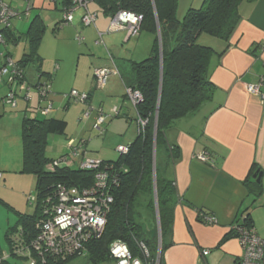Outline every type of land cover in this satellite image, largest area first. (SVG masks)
<instances>
[{
	"label": "trees",
	"instance_id": "obj_1",
	"mask_svg": "<svg viewBox=\"0 0 264 264\" xmlns=\"http://www.w3.org/2000/svg\"><path fill=\"white\" fill-rule=\"evenodd\" d=\"M49 1L62 4L63 13L71 5V0ZM244 1L246 0H204L200 9L191 8L179 19V0H89L90 3L97 4L106 16L113 17L122 11L142 16L139 32L146 31L155 36L150 56L140 62L127 61L124 72L120 74L126 91L132 89L141 93L142 101L134 107L136 121L138 123L141 118L146 121V125L142 127L138 124V135L129 145L128 153L120 154V158L114 162L102 161L115 179L111 185L113 202L103 235L100 239L92 240L84 254L91 264L114 261L110 245L115 241L126 243L133 255L142 258L147 264H164L163 253L169 246L165 237L171 233L175 206L178 203L172 173L180 158L179 147L168 141L167 131L180 120L196 115L213 99L216 86L211 81V63L214 57L222 56L228 46L222 52H217L214 48L201 44L199 39L208 35L223 40L228 45L241 21L240 6ZM62 24L70 25L65 20ZM44 32L45 24L37 16L27 32L16 35L11 27L5 34L6 43L17 44L21 39L27 42L28 50L17 64L25 71L29 65L35 67L36 87L48 83L42 81L47 74L43 71L44 59L39 53ZM3 54L7 57L8 53ZM38 95V107L31 110L30 102H26V109L22 111V172L36 177L38 203L34 215L21 214V239L27 234L30 238L36 235L38 222L45 218L46 204L49 208L55 203V189L59 184L81 188L91 186L94 182V173L82 170L78 163L53 167L66 154L57 160L47 157L49 137L65 135L68 123L63 119L38 118L40 109L45 108L42 104L48 105V100L42 98L39 91ZM125 98L128 99L127 92ZM89 100L88 94V100L84 103L88 104ZM119 116L118 111L115 117ZM127 122L130 123L131 119L127 118ZM249 179L245 184L256 201L263 194L262 183L257 179ZM250 218L247 215L244 222L253 226ZM150 219L157 226L154 232L147 226ZM159 222L161 246L158 241ZM9 233L10 231L7 238L12 254L15 242ZM229 236H225L222 242ZM140 242L148 248V257L142 255ZM77 257L50 260L47 264H65L67 260ZM0 264H10L8 259L2 257L1 251Z\"/></svg>",
	"mask_w": 264,
	"mask_h": 264
},
{
	"label": "crops",
	"instance_id": "obj_2",
	"mask_svg": "<svg viewBox=\"0 0 264 264\" xmlns=\"http://www.w3.org/2000/svg\"><path fill=\"white\" fill-rule=\"evenodd\" d=\"M3 1L20 13H25L27 10L28 5L25 0ZM54 10L60 12L53 21L55 30L62 28L63 5L54 4L49 0H34L31 10L25 14L27 18L23 19L22 16L13 21V32L16 35L23 34L33 11L36 14L29 26L37 16H40L45 24L43 12L50 13ZM97 11H92L98 15L95 26L89 27L84 35L89 39V43L95 42L97 45L98 32L102 33V45L107 50L109 58L92 63L95 65L90 68V81L84 86L90 95L89 105L93 90L98 86L95 79L96 69H113L115 65L119 72L109 77L105 85L107 93L109 81L115 79L113 78L115 76L120 77L121 72L125 70V63L140 62L148 58L155 41V36L146 31L133 37L129 36L126 30L109 31L112 17L104 15L101 9ZM78 14L79 16L74 18L71 24L75 25V29H78V25H82L83 10ZM240 14L241 21L228 45L223 40L213 39L207 35H203L199 40L201 44L210 46L217 52H222L228 46L225 53L220 57H214L211 63V81L216 86L213 99L196 115L180 120L167 131L168 141L179 147L180 158L175 163L172 173L176 182L178 203L175 206L171 233L165 237L169 246L163 253L164 264H239L242 248L238 239L230 234V228L244 221L247 215H250L258 235L264 239V101L248 91L249 85L257 83L261 77H264V0L244 1L240 6ZM46 16L49 19L48 14ZM181 17L182 15L179 14V18ZM144 33H147V36ZM84 41L86 43L85 38ZM25 43L24 53L28 50V44L26 41ZM4 52L0 49V68L5 61L2 57ZM7 53L13 59L11 53L6 51ZM42 68L47 74L45 82L51 84L52 90L56 73L59 75L63 67L55 74L45 70L44 63ZM31 70L36 77L35 69L31 68ZM25 74L31 84L37 81V77L33 82L26 71ZM120 79L124 85L121 77ZM90 86H94L91 88L93 90ZM1 87L0 84V97L3 92ZM3 87L6 92L7 87ZM55 97L51 91L53 111L48 115L37 114L38 118L58 117L55 115L54 103L61 98ZM24 107L23 110L26 109ZM115 110L121 113L122 107ZM22 111L21 114L16 113V116L11 115L7 113L5 106L0 105V172L5 181L7 177L4 176V172L17 170L21 165V160L13 162L12 154L7 150V133L10 132L7 130V120H13L21 130ZM102 111L107 115L104 110ZM94 115H96L94 118L96 123L100 114L95 110ZM125 117L129 116L126 114ZM69 140L75 141V139ZM68 151L66 156L70 154V149ZM199 153H206L209 161L202 162L196 159L195 156ZM61 154L65 155L62 152L59 156ZM258 172H262L260 181L263 194L255 201L245 181L248 178L250 181L255 180L254 175ZM204 215L214 216L218 223L213 226L205 224ZM147 226L151 232L157 228L153 219L147 222ZM228 235L230 236L222 242ZM205 250H210L207 256H203ZM11 256L15 257L13 254ZM2 257L9 258L3 253ZM65 264H91V262L87 255H83L67 260ZM100 264H117V262L108 261Z\"/></svg>",
	"mask_w": 264,
	"mask_h": 264
},
{
	"label": "rangeland",
	"instance_id": "obj_3",
	"mask_svg": "<svg viewBox=\"0 0 264 264\" xmlns=\"http://www.w3.org/2000/svg\"><path fill=\"white\" fill-rule=\"evenodd\" d=\"M203 3L204 0H179L178 17L179 14L182 15L179 19H182L185 13L191 8L200 9ZM89 7L91 9L90 11H97L100 9L95 3H90ZM79 11L80 10L74 12V18L79 16ZM97 12L100 13L99 11ZM32 13L23 33L27 31L29 27L28 24L36 14L35 11ZM47 14L49 19L46 16ZM59 14V10H54L50 13H47V11L43 12V16L45 17V32L39 47V53L44 57L45 70L55 74V72L63 67L59 75L56 73L51 91L53 92V96L61 98L54 103V109L56 110L55 115L58 116L56 119L62 118L68 123V127L66 135H52L49 137L47 157L50 159H59L62 156V154L59 156L60 153H69L68 141L69 139H75L76 142L81 140L85 142V150L89 158L106 162L117 161L120 158V153L117 151L118 146H129L138 135L139 127L136 121V110L132 103L125 98L126 90L119 76H115L113 77L115 79L109 81L110 85L108 84L107 93L105 92V86L103 88H98L97 86L94 90L91 89L94 86H90V89L93 90L90 105L84 102H76L67 97L73 90L81 94L87 93L84 86L90 81V68L92 69V65H95L92 64L93 61L102 62L109 58V56L104 45L97 44V42V45H95V42L89 43V39L84 35V32L89 29V27L78 25V29H75V25L63 24L62 28L55 30V23L53 21L57 19ZM22 15L24 17L23 19L27 18L24 13ZM99 15H101V13ZM79 32L80 36L85 38L86 43L85 41L80 43L77 40ZM144 34L146 35L147 33ZM211 38L214 39V37ZM25 45V40L21 39L17 44L8 43L7 46H0V49L11 53L13 59L16 61L23 55ZM31 68L34 69L35 67L33 65L27 66L26 72L31 81L34 82L37 75L36 77L33 75ZM45 79L46 77H44L43 82H45ZM6 80L0 81L2 86L1 90H3L2 96L0 97V105L6 107L8 114L16 116V113L21 114L23 107L25 106L24 108H26L27 104L20 97L16 98L19 102V107L17 109L13 108L12 105L8 103L10 88ZM36 82L32 84L29 83L35 86ZM3 86L7 87L6 92ZM31 97L30 107L31 110H33L35 107H38L40 102L38 91L35 88L31 90ZM42 105L46 107V103ZM67 105L69 106L67 107ZM119 107H122V112L120 116L116 118L115 109ZM95 110L99 112V114L102 112L104 115L102 110L107 113V115L105 114L104 122L100 125V130L94 127ZM125 114L131 119L130 123L127 122V117L124 116ZM7 130L10 131L7 133V150L11 152L13 162L15 163L16 160L20 162L21 160V165L19 163L20 166H18L17 170H11L12 172L7 171V173L4 172V176L7 177L6 181L4 179L0 180V251L4 255H8V262L10 264H29V261L22 256H11V247L7 235L10 231V238L16 245V242L21 240L23 231L22 224L20 223L21 214H35L38 203L37 179L34 175L22 172V127L21 130H19V127L15 125L13 120H7ZM78 162L79 159L76 158L75 163ZM54 197L56 201V193ZM46 205L48 206V204ZM232 226L230 228V233L236 237L237 235ZM158 230V241L161 246L160 222ZM236 238L239 241V238Z\"/></svg>",
	"mask_w": 264,
	"mask_h": 264
},
{
	"label": "built area",
	"instance_id": "obj_4",
	"mask_svg": "<svg viewBox=\"0 0 264 264\" xmlns=\"http://www.w3.org/2000/svg\"><path fill=\"white\" fill-rule=\"evenodd\" d=\"M27 10H31L34 0H25ZM89 0H71V5L66 8L64 20L72 24L74 12L83 10L82 24L85 27L95 26L97 14L89 9ZM20 12L11 7L7 2L0 0V46H6V30L12 27L13 20L20 16ZM143 17L132 12H119L112 17L109 31L127 30L128 35L133 37L138 35L141 28ZM97 44H103L102 33L98 32ZM77 40L82 43L84 38L80 35ZM2 57H5L2 54ZM112 74H119L117 68H99L95 70V79L99 88H103ZM7 79V80H6ZM7 81L10 88L8 103L13 108L17 107V97L29 103L32 99L31 90L35 88L39 91L42 98L48 100V105L40 109L42 115H48L53 111V102L49 99L51 86L47 83L43 86H32L27 81L25 70L8 56L5 57L4 64L0 68V81ZM248 91L258 95L264 101V78H261L257 84L248 86ZM130 102L135 107L142 101V95L137 90L127 89ZM76 102H85L88 100V93H79L73 90L67 96ZM117 113V110H116ZM105 115L100 112L94 127L100 130V125L104 122ZM138 124L142 127L146 121L139 119ZM85 142L76 143L74 140L68 142L70 154L53 165H76L74 158L80 160L79 167L82 170L92 171L94 173V182L88 187H76L66 184H59L56 187V201L45 208V218L37 224V233L35 236H25L14 243L13 255H19L26 258L29 264H47L50 260H64L71 257L83 256L87 251L88 244L95 239H100L104 233L107 224V215L110 205L113 202L111 194L112 182H115L112 174L99 159H91L87 156ZM120 154L129 152V146L120 145L117 148ZM196 159L208 162L209 156L206 153H199ZM51 165V168H53ZM2 174L0 173V180ZM245 219V218H244ZM203 220L207 225H214L217 219L211 215H204ZM236 237L239 238L242 248V256L239 264H264V239L261 238L254 226L248 225L244 221L238 222L232 226ZM23 233V231H22ZM142 255L149 256V251L143 242L139 243ZM209 250L203 251L207 256ZM110 254L117 264H147L140 257H135L128 245L122 241H115L110 245Z\"/></svg>",
	"mask_w": 264,
	"mask_h": 264
},
{
	"label": "water",
	"instance_id": "obj_5",
	"mask_svg": "<svg viewBox=\"0 0 264 264\" xmlns=\"http://www.w3.org/2000/svg\"><path fill=\"white\" fill-rule=\"evenodd\" d=\"M261 175H262V172H259L254 175V178L257 179V181H260Z\"/></svg>",
	"mask_w": 264,
	"mask_h": 264
},
{
	"label": "clouds",
	"instance_id": "obj_6",
	"mask_svg": "<svg viewBox=\"0 0 264 264\" xmlns=\"http://www.w3.org/2000/svg\"><path fill=\"white\" fill-rule=\"evenodd\" d=\"M10 57H11V56H10ZM25 75H26V74H25ZM27 81H28V80H27ZM28 82H29V81H28ZM69 141H71V140H69ZM69 141H68V142H69ZM80 142H81V141H80ZM1 179H2V178H1ZM115 262H116V261H115Z\"/></svg>",
	"mask_w": 264,
	"mask_h": 264
}]
</instances>
